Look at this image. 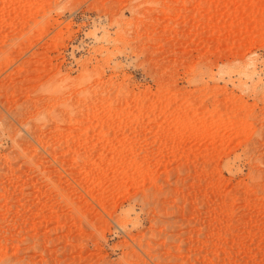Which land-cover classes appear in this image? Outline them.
Listing matches in <instances>:
<instances>
[{
	"label": "rangeland",
	"instance_id": "obj_1",
	"mask_svg": "<svg viewBox=\"0 0 264 264\" xmlns=\"http://www.w3.org/2000/svg\"><path fill=\"white\" fill-rule=\"evenodd\" d=\"M0 264H264V0H0Z\"/></svg>",
	"mask_w": 264,
	"mask_h": 264
}]
</instances>
